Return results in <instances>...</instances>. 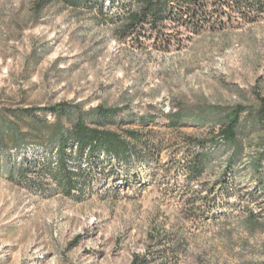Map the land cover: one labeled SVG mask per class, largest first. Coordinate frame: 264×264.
Masks as SVG:
<instances>
[{
    "label": "rangeland",
    "instance_id": "obj_1",
    "mask_svg": "<svg viewBox=\"0 0 264 264\" xmlns=\"http://www.w3.org/2000/svg\"><path fill=\"white\" fill-rule=\"evenodd\" d=\"M260 97L264 14L234 17L225 29L162 52L118 38L95 13L59 0H0L1 117L17 121L12 111L60 102L84 111L118 106V121H134L123 127L162 149L158 160L128 166H108L103 157L105 174L94 171L82 196L66 195L45 175L19 172L25 155L43 154L37 146L44 140L20 154L0 151V264H264V168L252 165L264 150V129L243 113L239 153L210 147L195 192L185 189L180 165L189 137H210L227 112L256 110ZM176 111L184 115L180 127L169 125ZM147 114L154 121L144 126Z\"/></svg>",
    "mask_w": 264,
    "mask_h": 264
},
{
    "label": "trees",
    "instance_id": "obj_2",
    "mask_svg": "<svg viewBox=\"0 0 264 264\" xmlns=\"http://www.w3.org/2000/svg\"><path fill=\"white\" fill-rule=\"evenodd\" d=\"M73 9H86L96 14L103 24L112 25L118 38L131 40L134 46H154L162 52L181 50L195 35L207 30L225 29L233 18L255 20L264 14V0H59ZM260 106L250 110L238 105L224 115L218 132L210 137H189L191 149L183 154L181 169L186 176L187 191H193L192 182L200 179L207 171L212 156L210 147L229 145L234 156L240 151L239 127L241 116L249 112L253 123L264 129V98ZM124 109L118 106L100 104L87 111L78 105L60 102L49 106L17 109L9 117L0 116V151L20 154L33 140L45 141L37 150L43 154L24 157L19 168L21 174L36 172L45 175L69 196H82L87 188L93 187L94 171L105 174L114 161L130 165L138 160H158L162 149L159 142L141 133L137 128L123 127L134 122L132 119L118 121ZM55 118L49 123L48 116ZM169 125L184 124L182 112H171ZM69 119V124L63 123ZM199 116L196 120H200ZM154 119L147 114L140 124L149 126ZM25 123L22 127L21 123ZM116 126V127H114ZM25 128V129H24ZM49 129L50 132L45 133ZM9 137V139H7ZM200 148V151L198 150ZM257 172L264 168V150L252 160ZM158 166L167 167L160 163ZM169 169V168H168ZM167 169V171H168ZM107 175V174H106ZM109 176V175H107ZM262 180V179H261ZM195 192V191H193ZM73 244V243H72ZM139 256L136 255L134 263Z\"/></svg>",
    "mask_w": 264,
    "mask_h": 264
}]
</instances>
